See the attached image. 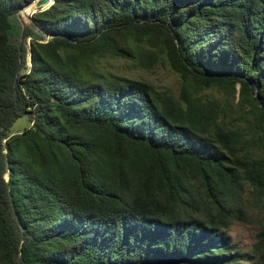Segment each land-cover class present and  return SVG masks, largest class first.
Here are the masks:
<instances>
[{"label": "trees", "instance_id": "1", "mask_svg": "<svg viewBox=\"0 0 264 264\" xmlns=\"http://www.w3.org/2000/svg\"><path fill=\"white\" fill-rule=\"evenodd\" d=\"M31 1L0 0V264L250 260L227 227L246 185L264 195V0H54L29 65L10 32ZM108 57H163L178 96Z\"/></svg>", "mask_w": 264, "mask_h": 264}, {"label": "rangeland", "instance_id": "2", "mask_svg": "<svg viewBox=\"0 0 264 264\" xmlns=\"http://www.w3.org/2000/svg\"><path fill=\"white\" fill-rule=\"evenodd\" d=\"M25 7L24 9H26ZM39 8V7H38ZM34 5L29 7V12L26 18H22L20 13L22 9L14 14L11 19L13 29L10 32V37L16 44H25L27 47V61L29 64V39L23 40L22 31L28 25L31 15L36 11ZM17 16H20L17 18ZM98 69L106 74H113L116 76H123L139 81H143L151 85L155 90L164 92L175 97L179 94L180 78L175 73L167 61L163 57H159L155 64L149 68L138 67L131 60L126 58H103L97 65ZM214 96H219L218 92H212ZM237 99L235 100V102ZM235 104V103H234ZM225 122L229 125L241 126L238 118L225 117ZM30 125L29 117L23 114L12 125V132L21 131ZM252 188L249 185L240 195V199L234 202L237 209H241L240 219H233L230 221L227 231L232 240L237 243L238 248L251 255L250 260H241L237 264H264V253L256 251L255 243L257 241V234L264 226V195L257 198L251 192Z\"/></svg>", "mask_w": 264, "mask_h": 264}, {"label": "water", "instance_id": "3", "mask_svg": "<svg viewBox=\"0 0 264 264\" xmlns=\"http://www.w3.org/2000/svg\"><path fill=\"white\" fill-rule=\"evenodd\" d=\"M35 1L36 0H32L27 6H33ZM53 1L54 0H44L43 2H40L39 4H37L36 8H38V7L47 8L48 6H50L53 3ZM34 12H36V11H34ZM29 54H30V52H29ZM29 65H31V57H30V55H29Z\"/></svg>", "mask_w": 264, "mask_h": 264}, {"label": "bare ground", "instance_id": "4", "mask_svg": "<svg viewBox=\"0 0 264 264\" xmlns=\"http://www.w3.org/2000/svg\"><path fill=\"white\" fill-rule=\"evenodd\" d=\"M44 0H36L35 2H34V6L35 7H37V4H39L40 2H43Z\"/></svg>", "mask_w": 264, "mask_h": 264}]
</instances>
